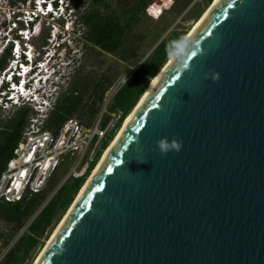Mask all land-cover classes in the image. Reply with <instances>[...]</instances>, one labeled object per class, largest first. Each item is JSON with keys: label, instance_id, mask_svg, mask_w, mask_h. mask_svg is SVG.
Here are the masks:
<instances>
[{"label": "water", "instance_id": "95a60500", "mask_svg": "<svg viewBox=\"0 0 264 264\" xmlns=\"http://www.w3.org/2000/svg\"><path fill=\"white\" fill-rule=\"evenodd\" d=\"M61 226L37 264H264V0L215 4Z\"/></svg>", "mask_w": 264, "mask_h": 264}, {"label": "rangeland", "instance_id": "374dc122", "mask_svg": "<svg viewBox=\"0 0 264 264\" xmlns=\"http://www.w3.org/2000/svg\"><path fill=\"white\" fill-rule=\"evenodd\" d=\"M71 1L72 4H75L74 2L76 0ZM139 1L140 0H81V3L75 6L79 14V26L81 27L82 31L81 34L75 37L74 41L73 38L68 39V35L66 36L67 40L61 42L63 43L61 46L59 45V47H54L53 44L52 46L51 43L47 41V39L50 37V27H48L43 32L42 36L34 39L33 41L36 49L38 50L37 53L40 52L43 54L45 47L50 44L49 49L53 53H56L55 57H57V60L63 64H70V66H68L70 68H68L67 76L70 71H72L71 75L69 76L66 84L64 83V86L61 89L62 91H65L64 93L66 95H73L75 97L83 98L82 105L79 108V111L74 113L73 118H78L89 127H92L101 116L100 114L103 112V104L107 97V93L113 87H115L119 81L127 80V84L130 83L133 80L134 73L137 71L139 65H141L143 62H150L155 56V48L161 43L162 45L158 50L157 57L163 56V54L168 49L170 42L174 41L175 35L180 34L183 35V37L186 36L193 29L196 22L200 20L205 14L208 7L211 6L210 4L214 3L216 0H147L145 9L139 12L138 21L125 32L123 42L115 53L104 51L100 46L88 41L86 36L90 32L91 28L85 23V16L87 13L91 11H98L104 15H111L119 22L124 23V19L130 18L131 11L137 6ZM23 2L24 0H15L14 4L16 6L12 5L13 7H10L5 4L4 0H0V32L7 29L9 25V23L6 22L7 17H13L12 13L16 12L17 7L21 6ZM5 22L6 24H4ZM59 30L64 35H66V32L62 27V22L60 23ZM1 37L2 35H0V38ZM133 51H136L135 57L132 56ZM170 58L171 56L168 54L166 59H164L165 61L160 67L159 72L154 77L158 76V74L162 72V70L167 65V62L170 61ZM156 59L153 62L157 61ZM154 77L150 81L149 86L152 84ZM102 93H104V98L103 100H100ZM115 97L116 96L113 95L112 98L108 100V109L110 111L117 112L119 111V108H117V105L115 104ZM142 97L143 96H140L138 98L131 112L141 101ZM51 110L52 109H50L49 112ZM0 114L1 143L6 136V132L2 133V130H4V128L9 125V117L3 119L1 112ZM29 115H32L31 111L29 112ZM9 116L15 119L18 115L17 113L11 112ZM127 116L125 117L121 126L117 129V131H115L113 137L110 139L109 145L118 135V132L124 125ZM44 118H47V116L45 115ZM108 120L109 117H106L105 121ZM16 123L17 121L15 120L10 125L12 126ZM42 124L44 125V122H42ZM30 127L31 126L29 125L27 129H25L24 137H30L33 135V132L30 131ZM22 148L24 149V147ZM91 148H93L92 145ZM105 150H103L101 153V156L97 160L94 169L104 156ZM68 151H70L69 154H67ZM71 151L72 150L70 148V150L66 151L67 155L64 154L60 156L61 166L51 177L43 193L36 195V199L34 200L36 207H38L40 204L41 206L35 209V213L31 217H28L24 220L25 226L23 229L18 228L14 223H7L5 220L0 219V235L3 242H5L3 244L5 252L11 248H14L20 238L30 234L27 232L29 224L34 221L40 211L44 209L51 199L54 198L56 200L58 198V191L63 185H65V188L61 194L69 191V189L72 187L75 181L74 178L77 176H71L66 180L65 178L69 174L70 169H73L75 164H77L79 154L78 151ZM22 159L17 160L15 164H20ZM48 163L50 162L48 161ZM82 169L83 167L79 168V172H81ZM94 169H92L89 174L88 170L84 173V175L88 174L85 183L92 175ZM4 173H6V169ZM85 183L75 194L69 206L65 210L59 209L57 211V214L55 215L50 227L42 236H40L39 244L33 250H31L25 260L19 264H35L39 255L47 246L48 241L58 228V225L62 223L68 214ZM7 185L8 184H6V186ZM16 246L17 247L15 250L17 251V257L23 256L24 251L19 249L18 245ZM14 254L15 253L12 254V257ZM0 264L8 263L4 259ZM11 264L15 263L12 262Z\"/></svg>", "mask_w": 264, "mask_h": 264}, {"label": "trees", "instance_id": "16d2710c", "mask_svg": "<svg viewBox=\"0 0 264 264\" xmlns=\"http://www.w3.org/2000/svg\"><path fill=\"white\" fill-rule=\"evenodd\" d=\"M146 2L147 0H140L137 6L131 11L130 18L124 19V23L119 22L111 15H104L98 11H91L87 13L85 16V23L91 28L88 35H85L88 41L100 46L104 51L115 53L123 42L125 32L138 21L139 12L145 9L147 5ZM74 3V5L77 6L81 3V0H76ZM181 37H183V35L176 34L174 41L179 40ZM161 45L162 43L155 48L154 58L150 62H143L139 65L137 71L134 73L133 80L130 83L125 84L117 93L115 97V104L117 105V108L123 112V117L118 122L116 131L121 126L127 114L131 112L138 98L146 91L150 81L159 72L160 67L165 61L164 59H166L169 54L167 49L163 56L157 57V53ZM10 55L11 49H9L0 59V74L6 68L8 64L7 60ZM132 56H136V51L132 52ZM155 59L157 61L153 62ZM64 92L65 91H62L58 96L55 105L52 110L48 112L47 118L44 120L43 128L52 132L54 136L59 135L64 123L74 117V113L79 111L83 102L82 97L66 95ZM103 98L104 93L101 94L100 100H103ZM30 111L32 115H29ZM14 113H17V118L13 119L12 117H9V125L2 130V133L6 132V136L0 143V159L4 156V159L0 161V180L9 162L16 156L15 150L23 141L25 129H27L30 125L33 116L36 115L33 108L28 105L18 108ZM15 120L17 123L11 126L10 124ZM106 122L107 121H105L104 125H106ZM114 134L115 132H113L109 140L103 144L102 150L98 153L89 169H87L88 174L92 171V169H94L97 160L101 156L103 150L108 147L110 139ZM87 175L74 178L75 181L72 187L69 191L63 194L61 193L63 192L65 185L60 188L58 191V198L56 200L54 198L51 199L44 209L40 211L34 221L29 225L27 232L30 234L17 241L16 245H18L19 249L24 251V255L17 257V251L15 250L17 246L15 245L14 248L9 250L5 257V261H7L8 264H11L12 262L19 264L25 260L30 251L39 244L40 236H42L50 227L57 211L59 209L65 210L69 206L75 194L85 183ZM42 193L43 192L32 194L31 196L27 194L25 198L19 202L12 203L5 200L0 202V219L5 220L7 223H14L18 228L23 229L25 226L24 220L31 217L35 213V209L41 206L40 204L36 207L34 200L36 199V195H40ZM13 253L15 254L12 257Z\"/></svg>", "mask_w": 264, "mask_h": 264}, {"label": "clouds", "instance_id": "9594fccd", "mask_svg": "<svg viewBox=\"0 0 264 264\" xmlns=\"http://www.w3.org/2000/svg\"><path fill=\"white\" fill-rule=\"evenodd\" d=\"M4 1L7 6L13 7L12 5H15L14 4L15 0H4ZM60 1L62 2L61 4L59 2H54L53 0H50L51 4L54 2L55 7L57 8L59 6L60 10H62L60 16L48 13L51 10L52 5L50 6V9L48 10L46 15H41L40 13H38V15L30 16L31 14H28L26 12L32 11L33 0L24 1L21 4V6L17 7V11L13 14V17H7L6 22L9 23L7 29L0 32V35H2V37L0 38V59H1L3 55H5L9 49H11V54H12V48L14 46V43H16L17 45L16 51H20V49L24 47V43L26 41L24 40L22 36L18 34V31L19 29H25V28H28V30H31V27L33 26L35 22V29L30 34L31 36H29L31 37V40L28 41V43L31 45V47L35 51L34 52V56H35L34 63L31 62L29 64L28 69H32V71L29 73V75L26 78H24L22 85H24L25 82H28L29 83V93H32L34 98L39 100L40 102L45 101L48 103V105L45 106L43 109L44 112H42L41 114H38L37 118H34V116L32 118L36 120L35 125H37V128H42L43 126L42 122H44V120L46 119L44 118V116L45 115L47 116L49 110L52 109L53 106L55 105L57 98L62 91L61 88L64 86V83L66 84V82L68 81L69 76L71 75L72 71H70V73H68V76H67L68 68H70L68 66H70V64L60 63L59 60H57V57H55L56 53L55 52L53 53L52 51H50L49 49L50 44H48V46L45 47L43 54H41L40 52L37 53L38 50L36 49L33 41L34 39L42 36L43 32L48 27H50L51 31L49 35L50 37L47 39V41H49L51 45L53 44L54 47L55 46L59 47V45L61 46V44H63L61 42H64L65 40H67L66 36L68 35H69L68 39L73 38V41L75 37L79 35L78 25L80 23L78 19L79 14L76 9V6L72 4L71 0H60ZM13 21H16L17 25L13 26L12 25ZM6 22L4 24H6ZM61 22H62V27L64 31L66 32L65 33L66 35H64L60 30L59 31L57 30L53 34L52 24L56 23L58 26H60ZM189 40H190V36H184V37H181L177 41L170 42V44L168 45L169 55L173 59H175L177 56L183 57L186 48H188ZM200 43L201 42L198 39H195L193 41L194 46L191 48V51L189 53L190 57L194 56L195 54L201 51ZM20 56L21 55H18V57ZM29 57H30V54H29ZM30 60L31 58L26 59L25 56H22V61H24L25 63H28V61ZM8 64L6 66V68L9 69L7 72H9L12 69H15L16 67L15 62L11 66H8ZM188 66H189L188 59H183L182 64L176 66V68L178 71L182 72L185 69H187ZM44 69H46V72L42 76H40L41 71ZM2 72L0 74V86L5 80V74H3ZM13 73L14 72L10 74L8 78L9 80L11 79ZM41 78H43V82L40 81ZM218 78H219V73L215 72L212 74V79L214 81L217 80ZM8 94H11V92H10V88L8 87V83H6L4 87L0 89V112L2 113L3 119L6 117H11L9 116L10 113L11 112L14 113L15 110H17L18 108H21L22 105L26 106L27 104L28 106H30L29 102H25V99H22L19 105L11 104V108H10L11 112L3 110L2 109L4 105L3 102L5 100L7 101L9 100L7 97ZM19 97L20 96L17 95V101ZM6 105L7 107H9L8 104ZM32 119H31V123L33 122ZM31 123H30V126H31ZM30 131L33 132V135L31 136H39V131H36V128L30 127ZM28 138L29 137H24L23 141L20 144L25 145ZM156 143L158 145V148L161 154L165 155L168 152L173 151V150L176 152H179L182 148L183 142L182 140H178L176 138H173L171 139V141H169L167 137H162L158 141H156ZM18 147H20V145ZM27 148L28 146L25 145L24 149L22 148L23 150L21 149L18 155L15 154L16 160L23 158L22 163L16 164L17 165L16 167H11L8 164L6 168V173L2 174V177L0 180V186L2 185V187H0V192L2 193L3 199H5L6 195H12L14 193H17L22 196V199L19 200V201H22L23 198H25V196L29 194L32 188L35 187L37 183H39L41 178L44 177L43 181L49 180L51 179L52 174L55 171L54 169H49L44 176V174L42 173V169H40L37 165V162L40 161L41 159L44 158L45 160H47L49 159L50 155H53V156L55 155L56 152L55 150H53L52 146L44 147V148L37 146L32 152H27ZM27 153H30V157H26ZM14 177H16V180L20 182L19 188H16L10 185V181L14 179ZM4 178H6V180H4L3 184H1ZM6 184H8L7 186H9L8 192H7Z\"/></svg>", "mask_w": 264, "mask_h": 264}, {"label": "built area", "instance_id": "2783aa9c", "mask_svg": "<svg viewBox=\"0 0 264 264\" xmlns=\"http://www.w3.org/2000/svg\"><path fill=\"white\" fill-rule=\"evenodd\" d=\"M39 3H41V0H39ZM51 3L49 2V8L50 9ZM62 10L60 11H55L54 13L58 16L61 15ZM15 12L12 13V15ZM28 14H31L30 16H35L38 15V11L33 10L30 12H26ZM10 16V15H9ZM12 17V16H10ZM78 17V16H77ZM79 19V17H78ZM12 25L15 26L17 25L16 21L12 22ZM80 25V24H79ZM78 25V34H81V27ZM53 28V34L58 30L59 31V26L56 23L52 24ZM68 26V24H67ZM68 28V27H66ZM127 80H122L119 81V83L113 87L108 93L107 97L104 102V108L101 116L99 119L96 121L95 124H93L92 127L87 126L84 124L81 120L78 118H70L67 120L64 125L62 126L60 133L58 136H54V134L48 130H45L42 126V128H37V125H35V119H32L31 123V128H36V131H39V136H30L26 142L27 152H32L37 146L40 147H49L52 146L53 150H55V155H50L49 159L45 160L44 158L41 159L40 161L37 162V165L40 169H42V173L45 174L49 169H54V173L52 176L55 174L57 169L61 166V160L60 156L61 155H67L69 154L70 151L67 152V150H70L71 152L73 151H78L79 154V159L77 164L73 167V169H70L69 174L65 179H68L71 176H77L81 177L84 175V173L89 169L90 165L92 162L96 159L98 153L102 150L103 144L109 140L113 132L116 130V126L118 122L121 120L123 117V112L121 110L115 112V111H110L108 109V104H109V99L112 98L113 95H117V93L121 90V88L127 84ZM119 87V88H118ZM109 117V120L105 123V118ZM34 130V129H32ZM35 143V144H34ZM25 145L20 144V147H18L15 150V154H19L20 150L22 147ZM91 145L93 148H91ZM32 146V147H31ZM101 149V150H100ZM56 156V157H55ZM26 157H30V153L26 154ZM54 158L53 164L51 163L50 159ZM17 160L13 158L9 162V166L11 167H16L17 165L15 164ZM48 161L50 163H48ZM84 163V166H83ZM83 167L82 171L79 172V168ZM4 177V175H3ZM44 178V177H43ZM41 185L42 182L39 184L37 183L35 187L32 188V190L29 192V195L31 196L32 194H37L41 192ZM12 186L19 188L20 187V182L16 180V177H14ZM22 199V196L20 194L14 193L12 195H6L5 199L2 198V193L0 192V202L2 201H7V202H18L19 200ZM1 234V232H0ZM3 240L0 235V263L5 259L7 252L4 251L3 247ZM5 252V253H4ZM3 254V255H2Z\"/></svg>", "mask_w": 264, "mask_h": 264}, {"label": "bare ground", "instance_id": "6f19581e", "mask_svg": "<svg viewBox=\"0 0 264 264\" xmlns=\"http://www.w3.org/2000/svg\"><path fill=\"white\" fill-rule=\"evenodd\" d=\"M219 2V0L214 1V3L210 4L211 6L208 7L207 11L205 12V14L201 17L200 20H198L196 22V24L194 25L193 29L186 35V36H190L194 33V31L197 29V27L201 24V22L204 20V18L209 14V12L213 9V7L215 6V4H217ZM173 58H170V61L167 62V65L165 66V68L162 70L161 73L158 74V76L154 77V80L152 82V84L149 86V88L147 89V91L145 92L144 95H142V99L141 101L138 103V105L135 107V109L128 114L126 121L124 123V125L122 126L121 130L118 132V135L116 136V138L114 140H112V142L110 143L109 147L105 150L104 156L102 157L101 161L99 162V164L97 165V167L94 169L92 175L88 178V181L85 183V185L83 186V188L81 189L78 197L76 198L75 202L73 203L72 207L70 208L69 212H71L72 208L75 206V204H77L80 196L82 195V193L85 191V189L87 188L89 182L92 180V178L94 177L95 173L97 172V170L99 169V167L101 166V164L103 163V161L106 159V157L108 156V154L110 153V151L112 150V148L114 147L115 143L117 142L118 138L121 136L122 132L125 130V128L127 127L128 123L131 121V119L133 118L134 114L137 112V110L140 108V106L142 105V103L145 101V99L147 98V96L149 95V93L152 91V89L154 88V86L157 84V82L159 81V79L162 77V75L164 74V72L167 70V68L169 67V65L172 63ZM51 163L53 164L54 162V158L50 159ZM23 161V159H22ZM21 161V163H22ZM43 179V178H42ZM4 180H6V178L3 179L2 183L4 182ZM43 181V180H41ZM2 187V185L0 186ZM43 187V186H42ZM68 212V214H69ZM68 214L66 215V217L68 216ZM62 221V223L60 225H58V228L56 229V231L54 232L53 236L51 237V239L48 241L47 246L43 249L42 253L39 255L38 259L36 260L35 264H37L42 256V254L44 253V251L46 250V248L48 247V245L50 244V242L54 239V237L56 236L57 232L59 231V229L62 227L61 225L64 224L65 219Z\"/></svg>", "mask_w": 264, "mask_h": 264}, {"label": "flooded vegetation", "instance_id": "af4514ba", "mask_svg": "<svg viewBox=\"0 0 264 264\" xmlns=\"http://www.w3.org/2000/svg\"><path fill=\"white\" fill-rule=\"evenodd\" d=\"M4 159V156L3 157H1V159H0V161H2ZM41 180H43L42 178H41ZM39 181V184L42 182V185H41V192H43L45 189H46V186H47V184H48V182L50 181V179L49 180H45V181ZM43 186V187H42ZM40 192V193H41Z\"/></svg>", "mask_w": 264, "mask_h": 264}]
</instances>
